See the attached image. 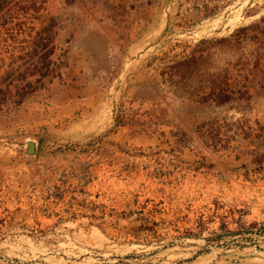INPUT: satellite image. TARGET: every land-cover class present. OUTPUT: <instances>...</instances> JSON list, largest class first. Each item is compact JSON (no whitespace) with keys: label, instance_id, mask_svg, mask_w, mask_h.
Segmentation results:
<instances>
[{"label":"rangeland","instance_id":"obj_1","mask_svg":"<svg viewBox=\"0 0 264 264\" xmlns=\"http://www.w3.org/2000/svg\"><path fill=\"white\" fill-rule=\"evenodd\" d=\"M0 264H264V0H0Z\"/></svg>","mask_w":264,"mask_h":264},{"label":"water","instance_id":"obj_2","mask_svg":"<svg viewBox=\"0 0 264 264\" xmlns=\"http://www.w3.org/2000/svg\"><path fill=\"white\" fill-rule=\"evenodd\" d=\"M26 151H27V153H29V154H33V153L35 152V144H34V142L29 141V142L27 143V149H26Z\"/></svg>","mask_w":264,"mask_h":264}]
</instances>
